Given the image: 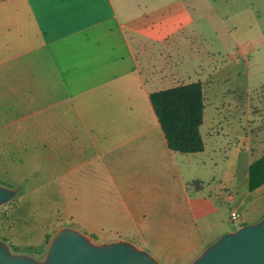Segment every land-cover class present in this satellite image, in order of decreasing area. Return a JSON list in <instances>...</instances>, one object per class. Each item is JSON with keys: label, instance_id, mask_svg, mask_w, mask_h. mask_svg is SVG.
Listing matches in <instances>:
<instances>
[{"label": "crops", "instance_id": "0c3cea01", "mask_svg": "<svg viewBox=\"0 0 264 264\" xmlns=\"http://www.w3.org/2000/svg\"><path fill=\"white\" fill-rule=\"evenodd\" d=\"M187 3L0 0L1 138L16 126L23 167L50 168L67 221L57 229L130 241L161 264H188L219 236L264 213V180L248 187L249 167L264 158V148L243 168L251 217L214 229L212 196L203 192L209 180L203 138L201 152L170 150L151 106V93L179 79L200 82L202 90L208 78L228 83L237 56H246L228 53L225 64L190 53L201 16ZM246 103L250 114L251 99ZM231 177L210 180L225 186Z\"/></svg>", "mask_w": 264, "mask_h": 264}, {"label": "rangeland", "instance_id": "374dc122", "mask_svg": "<svg viewBox=\"0 0 264 264\" xmlns=\"http://www.w3.org/2000/svg\"><path fill=\"white\" fill-rule=\"evenodd\" d=\"M188 2L193 7L197 5L194 14L201 16L190 39L192 45L187 46L188 50L191 48L190 53L202 59L225 63L228 53L246 52L245 58L237 56L228 83L218 85L210 78L206 79L203 123L200 127L206 144L202 155L204 177L209 179L205 180L203 192L212 196L214 206L208 220L215 224L214 229L224 223L234 228V225L251 217L247 208L249 200L245 199V161L258 156L261 153L259 150L264 148V0ZM227 42L228 52L224 49ZM207 69L211 75V65ZM185 83L188 81L179 79L175 84ZM247 98L251 99L250 114ZM16 128H12L10 136L3 138L4 141L0 136V185L19 190L11 201L0 206V240L6 242L14 253L40 257L59 223L67 225V221L58 200L57 185L50 178V168L23 167V145ZM2 142H5L3 147ZM244 147L247 149L244 150ZM28 150L35 152L36 148L28 147ZM232 172L235 177H231L232 181L225 186L218 178L210 180L216 175L221 178L226 174L232 175ZM217 187L218 197L214 195ZM225 189L233 192V200L227 199ZM205 198L208 196L205 195ZM233 210L238 218L230 222ZM258 217L259 214H256L254 219ZM90 237L94 243H102L113 236L96 234Z\"/></svg>", "mask_w": 264, "mask_h": 264}, {"label": "water", "instance_id": "95a60500", "mask_svg": "<svg viewBox=\"0 0 264 264\" xmlns=\"http://www.w3.org/2000/svg\"><path fill=\"white\" fill-rule=\"evenodd\" d=\"M19 190L0 185V206ZM0 264H161L147 251L119 239L94 243L74 228L61 227L40 257L14 253L0 240ZM188 264H264V214L253 223L226 232L208 244Z\"/></svg>", "mask_w": 264, "mask_h": 264}, {"label": "trees", "instance_id": "16d2710c", "mask_svg": "<svg viewBox=\"0 0 264 264\" xmlns=\"http://www.w3.org/2000/svg\"><path fill=\"white\" fill-rule=\"evenodd\" d=\"M149 100L170 150L182 154L203 150L199 127L203 119L204 96L200 82L153 92ZM263 180L264 158L261 157L249 167V190H254Z\"/></svg>", "mask_w": 264, "mask_h": 264}, {"label": "built area", "instance_id": "2783aa9c", "mask_svg": "<svg viewBox=\"0 0 264 264\" xmlns=\"http://www.w3.org/2000/svg\"><path fill=\"white\" fill-rule=\"evenodd\" d=\"M232 220H236L238 218V214L236 212L231 213Z\"/></svg>", "mask_w": 264, "mask_h": 264}]
</instances>
